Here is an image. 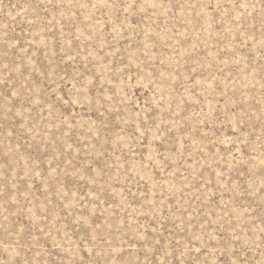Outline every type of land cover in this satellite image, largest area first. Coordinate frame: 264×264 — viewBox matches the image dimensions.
Here are the masks:
<instances>
[{
  "label": "rangeland",
  "instance_id": "obj_1",
  "mask_svg": "<svg viewBox=\"0 0 264 264\" xmlns=\"http://www.w3.org/2000/svg\"><path fill=\"white\" fill-rule=\"evenodd\" d=\"M232 261L264 264V0H0V264Z\"/></svg>",
  "mask_w": 264,
  "mask_h": 264
},
{
  "label": "snow or ice",
  "instance_id": "obj_2",
  "mask_svg": "<svg viewBox=\"0 0 264 264\" xmlns=\"http://www.w3.org/2000/svg\"><path fill=\"white\" fill-rule=\"evenodd\" d=\"M235 239H238V237H235ZM26 264H27V262H26ZM225 264H228V262H225ZM231 264H237V262L236 261H232ZM242 264H246V262H242Z\"/></svg>",
  "mask_w": 264,
  "mask_h": 264
}]
</instances>
